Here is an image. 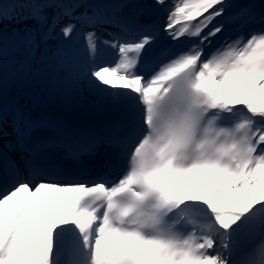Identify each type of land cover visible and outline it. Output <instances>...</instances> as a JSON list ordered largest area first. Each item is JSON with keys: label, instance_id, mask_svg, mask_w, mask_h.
I'll return each instance as SVG.
<instances>
[{"label": "snow or ice", "instance_id": "snow-or-ice-1", "mask_svg": "<svg viewBox=\"0 0 264 264\" xmlns=\"http://www.w3.org/2000/svg\"><path fill=\"white\" fill-rule=\"evenodd\" d=\"M147 7L0 0V71L10 45L27 63L79 34L58 65L112 113L85 129L0 104V264H264V0Z\"/></svg>", "mask_w": 264, "mask_h": 264}, {"label": "rangeland", "instance_id": "rangeland-1", "mask_svg": "<svg viewBox=\"0 0 264 264\" xmlns=\"http://www.w3.org/2000/svg\"><path fill=\"white\" fill-rule=\"evenodd\" d=\"M132 2L145 6L146 15L144 18L150 13L155 14L154 9L147 7L152 3V0H132ZM132 11L134 9L131 7L125 9V12ZM4 27L7 33L12 31L14 26L5 24ZM58 32L57 29V33L48 41L46 56L27 62L32 68L29 76L20 72L19 78L17 77L15 82L5 84L3 92H0V104L9 114V120L13 111L20 108L25 113H31L34 117H51L77 128H85L93 123L94 125L105 124L110 119L100 118L101 112L106 107H102L103 103L83 88L73 89L67 75H64L65 78L63 76L56 78L57 71L66 72L58 65V61H53L54 58L58 59V52L64 56H82L83 54V39L79 34H74L71 40L64 41ZM47 61L54 63L50 64ZM23 63L25 60L22 54L13 52L10 45L9 53L3 61V69L0 71V86L5 79V73L17 70ZM40 78H46L47 82H41ZM52 93L54 97H52ZM14 100H17L18 103L12 102ZM39 108L42 109L40 111L42 114L38 112ZM74 118L80 119L73 120ZM1 145L7 146L6 144Z\"/></svg>", "mask_w": 264, "mask_h": 264}, {"label": "water", "instance_id": "water-1", "mask_svg": "<svg viewBox=\"0 0 264 264\" xmlns=\"http://www.w3.org/2000/svg\"><path fill=\"white\" fill-rule=\"evenodd\" d=\"M47 62L50 63V61H47ZM51 63H54V62L52 61ZM31 71H32V68L30 67V65H28L25 62L19 68H17V70L6 72L5 73V79L3 81V84L0 86L2 88V89L0 88V92H3L2 90H4V86H6L5 84H7V82H15L17 80V77H18V75H19L20 72H23L24 74H26L25 76H29L30 73H31ZM20 78H22V77H20ZM40 81L41 82L46 81V78H40ZM15 88L18 89L17 87H15ZM105 106L106 105H104V104L102 105L103 108ZM103 111L101 112L102 114L100 113L101 114L100 115V118L112 117V113H111V111L109 110V108L107 106L103 109ZM78 119H80V118H74L73 120H78Z\"/></svg>", "mask_w": 264, "mask_h": 264}, {"label": "bare ground", "instance_id": "bare-ground-1", "mask_svg": "<svg viewBox=\"0 0 264 264\" xmlns=\"http://www.w3.org/2000/svg\"><path fill=\"white\" fill-rule=\"evenodd\" d=\"M156 51H157V49L153 48V52H156ZM101 124H102V125H101ZM101 124L99 123V124L94 125V123H93V124H91V125L85 127V129H88V128H96V129H100V128H102V126L104 125L103 123H101ZM10 136H11V133H10V131H9V136H8V137H5L4 141L0 142V144H6V145L11 149V145H10V143H9Z\"/></svg>", "mask_w": 264, "mask_h": 264}, {"label": "trees", "instance_id": "trees-1", "mask_svg": "<svg viewBox=\"0 0 264 264\" xmlns=\"http://www.w3.org/2000/svg\"><path fill=\"white\" fill-rule=\"evenodd\" d=\"M53 61H58V59L56 60L55 58L53 59ZM58 73H56V78L57 77H61V76H63V78H65V76L64 75H67L66 74V72H59V71H57ZM61 74H63V75H61ZM53 94V93H52ZM52 97H54V94H53V96ZM12 102H14L15 104H17L18 102H17V100H14V101H12Z\"/></svg>", "mask_w": 264, "mask_h": 264}]
</instances>
